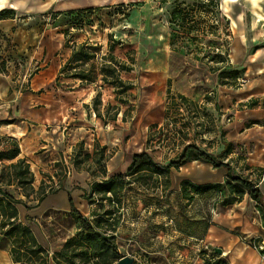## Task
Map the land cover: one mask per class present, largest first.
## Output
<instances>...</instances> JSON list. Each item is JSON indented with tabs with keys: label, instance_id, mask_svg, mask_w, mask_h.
<instances>
[{
	"label": "rangeland",
	"instance_id": "374dc122",
	"mask_svg": "<svg viewBox=\"0 0 264 264\" xmlns=\"http://www.w3.org/2000/svg\"><path fill=\"white\" fill-rule=\"evenodd\" d=\"M7 2L14 8H9L7 4L0 11L1 18H17L18 23L29 22V29H39L41 35L46 34L45 32L53 36L56 33L63 34L62 49L57 54H70L72 44L86 42L94 47L95 59L83 67L80 64H75V67L89 70L95 65L98 82L90 86L84 97L90 105L79 110L68 108L70 98L66 99L65 96L53 109L41 111L38 107L37 112L22 109L16 113L13 110L14 104L6 100L1 109L0 121L13 124L0 125V138L10 137L19 143V158L26 159L34 177L31 186L4 187L6 192L25 200L28 206H35L39 197L65 185L80 188L89 184V192L94 183L103 188L102 163L109 178L124 173L135 153L151 152L158 163L166 165L170 160L178 158L182 143L199 147L211 156H217L224 149L225 143L220 132L228 131L232 114L220 110L223 107L217 103V90L223 84H228L230 79L219 80L217 75L223 65L221 59L211 52V48L220 44L221 39L226 40L231 59V48L236 39V17L244 10L246 15L242 22L247 26L250 23V14L246 12L247 0H242L237 5L222 0ZM178 6H193L199 24L183 26L180 17L178 21L172 20L171 12ZM213 18L218 20V28L212 25ZM194 26L206 30V33H198L197 36V32L191 31ZM247 39L251 41L252 36ZM263 43L264 39L259 46H263ZM111 46L115 47L113 52L110 51ZM256 47L249 46L248 54ZM111 57L128 67L132 66L131 72L120 74V79L124 82L123 88L126 89L124 93H119L118 90L122 88L118 84L113 86L102 79V65L110 69L118 66ZM235 69L240 73V86L224 87L238 93L243 92L256 75L252 73V65L247 59ZM212 78L214 82L211 81ZM107 79L115 81L113 77ZM216 82L219 86H215ZM26 84L18 85L16 90L24 93ZM68 86L57 81L46 90L52 87L64 90ZM169 87L173 93L182 94L190 102L199 104L177 102L176 106L168 105L166 91ZM94 89H97V93ZM97 94L100 95L97 108L103 121L97 119L92 112ZM200 97L201 103L198 100ZM262 126L264 121L256 127L246 124L247 129H254L251 137L239 136L233 151L230 147V154L220 158L232 165L234 177L253 184L259 183L264 175V168L253 170L246 166V160L250 158L249 153L253 151L254 145L264 141V129H258ZM148 136H151L150 149L146 142ZM173 137L179 142L174 141ZM228 138L230 136L226 135L225 141ZM103 147L106 149L105 160L102 162L100 156ZM183 171L189 179L179 184L178 179L183 177ZM170 173L167 190L163 189L167 181L165 178L158 180L156 185V177L148 172L141 174L140 181L126 178L125 183L128 185L119 193L122 201L120 209L117 204L109 206L108 200H104V192H100L98 188L92 190L88 202L93 218L89 221L97 232L106 233L104 212L111 207L120 211L116 216L117 223L125 213L123 234H130L133 228L131 224H140L139 233L132 237L138 242L135 248H127V243L120 241L117 233L115 234L120 255L136 254L139 264H168L165 259L173 264L171 260L176 257L187 258L186 262L190 263L201 255L206 256V264H229L227 261L216 260L217 254L213 250V247L219 246L218 242L227 240V235L231 234L241 242L250 243L254 251V247L264 242V213L254 200L248 198V192L237 182L228 185L225 169L214 170L211 165L192 157L183 168L172 169ZM215 186H219V189L200 195H196L192 189ZM183 188L194 199L200 196L203 198L206 220L211 222L208 228H211L212 235L206 249L192 247L199 236L186 212L194 200L189 202L183 196ZM107 197L112 196L108 194ZM24 209L19 207L22 223L27 214ZM33 214L34 212L33 224L29 226L37 241L51 253L61 249L68 239L78 236L83 230L78 219L70 212L56 209L44 211L40 215ZM163 218L167 222L171 219L174 223L165 227ZM243 219L244 223L247 222L246 227L252 225V228L258 227V230L249 227L252 231L244 232L243 227L237 229L236 223L240 221L242 224ZM156 235H161V239H157ZM190 237L191 242L188 243ZM0 264H12L5 249H0Z\"/></svg>",
	"mask_w": 264,
	"mask_h": 264
},
{
	"label": "crops",
	"instance_id": "0c3cea01",
	"mask_svg": "<svg viewBox=\"0 0 264 264\" xmlns=\"http://www.w3.org/2000/svg\"><path fill=\"white\" fill-rule=\"evenodd\" d=\"M222 1H227L232 5H237L242 2V0ZM247 1L248 8L246 12L248 11L250 14V23L249 26H247L242 22L246 15L244 10L236 17V39L232 44L231 59H233L232 65L234 68L243 63L244 59H247L251 63L253 69L252 73L256 75V77L250 81L243 92L238 93L224 86L219 87L220 89L217 90V103L220 107H223V109L220 110H223L224 113L232 114V117L229 118L228 131H226V135L230 136L227 141L232 142V151L235 141L239 140V136L244 138L251 137L254 129H247L246 124H252V126L256 127L264 121V43L263 46H259L264 39V0ZM0 3L3 4V6L0 7V11L6 8L7 4L9 8H14L7 0H0ZM223 11L226 12L225 10ZM28 23L29 22L18 23L17 18H3L0 20V113L7 99L11 104H14L13 110L16 113L20 112L22 109H31L37 112L39 111L37 109L38 107H40L39 109L41 111L51 110L58 102L61 103L63 96H65L66 99L70 98V103L68 105L70 109L75 110L78 108L79 110L83 106L90 105L88 99H84V97L90 90V86L94 84L82 83L80 80L73 78L67 79L62 75L60 76L61 68L66 65L72 53L71 50L70 54L66 52L65 54H57L62 49L61 37L63 34L56 33L53 36L45 32L46 34L42 33L41 35L39 29H29ZM248 36H252L251 41L247 39ZM249 46L257 47L248 54ZM44 51L46 52L45 54ZM35 70L36 73H33ZM57 81L69 85L68 88L63 90L61 88L52 87L46 90L47 87L52 86L53 83ZM211 81L214 82V79L212 78ZM25 83H27V86L24 93L16 90L18 85ZM215 86H219L217 82ZM94 91L97 93V89H94ZM201 99L202 97L198 99L200 103L202 101ZM197 104L199 103L197 102L196 105ZM258 129L262 130L264 126ZM252 150L253 151L249 153L250 158L246 160V166L253 170L256 168L263 169L264 141L262 143L257 142V145H254ZM128 166L129 164L127 167ZM230 166L232 167V165ZM250 171L253 172L251 169ZM182 173L181 175L183 177L178 179L179 184L189 179L187 173L184 171ZM255 185L261 190L264 202V175L259 183ZM89 186L88 184L85 187L81 186L80 188H74L73 185L70 187L65 185L54 195H48L39 205L31 209L28 215L34 217L32 216V212H34L33 215H40V213L44 211L56 209L68 213L71 210L69 199L72 198L74 207L83 217L90 220L93 218L92 208L89 202L85 200V194L89 191ZM248 198L253 201L250 196H248ZM193 200L194 202L189 206V210L186 213L189 218H191L189 221H192V227L197 230L199 239L192 247H196L195 249L198 250L202 248L206 249L208 239L212 236L210 234L211 228H208V224H211V222L206 220V206L202 203V196L196 197ZM24 211L27 213L25 209ZM195 213L197 214L196 217L194 216ZM124 221L125 213L119 218L116 236H119L118 239L120 241L124 240L127 243V248H135L138 242L132 237L139 233L138 228L140 224L139 222L131 224L133 228L130 234L125 235L123 234V231H125ZM163 221L165 222V227L174 223L171 219L167 222L163 218ZM256 221L258 226H260L259 220L256 219ZM246 223L247 222L244 223V219L242 224L238 221L236 223V228L239 229L243 227L242 231L244 232L252 231V229L258 230V227L252 228V225L249 226L252 229H249V227L245 226ZM160 236L161 235H156V238L161 239ZM189 242H191V237L188 238V243ZM217 244L219 245L217 248L213 247L214 252L217 254L216 260L227 261L229 264H264V259H262V255L259 252L251 249L249 243L241 242L231 234L227 235L226 241L218 242ZM217 250H220L222 253L216 252ZM123 256L134 258V264H139L138 262H140L136 254L126 253ZM186 260L187 258L182 259L176 257L171 261L174 262L173 264H206V256L204 255L197 257L195 260H191L190 263H187ZM165 261L170 264V260L168 261L165 259Z\"/></svg>",
	"mask_w": 264,
	"mask_h": 264
},
{
	"label": "trees",
	"instance_id": "16d2710c",
	"mask_svg": "<svg viewBox=\"0 0 264 264\" xmlns=\"http://www.w3.org/2000/svg\"><path fill=\"white\" fill-rule=\"evenodd\" d=\"M193 10V6H186V8L178 6L171 12V19L178 21L177 19L180 17V22L183 23V26H191L196 23L198 25V18L196 17L195 10L194 12ZM1 16L2 14L0 12V20L3 19ZM191 31L197 32V36H199L198 33H206V30L202 28L199 29V27L197 28L195 26L191 28ZM70 47L72 48V53L67 60L66 65L61 68L60 76L62 75L67 79L73 78L80 80L82 83L96 84L98 80L96 78V69H94L95 65H92V68L89 70L75 67V64H80V66L83 67L87 62L95 59V48L91 47L86 42L80 45L72 44ZM114 50L115 47L111 46L110 51L113 52ZM214 56L221 59V63H224V67L219 70L217 75L219 80L223 81L224 79H230V82H228V84H223V86L237 87L238 80L240 79L239 71L231 66L225 67V59L221 58L219 55ZM111 60L118 66L114 67V69H110V67L102 65L100 69L102 79H104L105 83H109L113 86L118 84L119 87L122 88V90H118L120 91L119 93H124L126 89L123 88L124 82L120 79V74L123 72H131L132 66L128 67L125 64L118 62V60L113 57H111ZM131 62L133 64L132 59ZM109 77H113L115 81L110 82L107 79ZM166 93L168 105L172 104L176 106L177 102H183L185 104L191 103V105H195L184 95L173 93L170 87L167 89ZM99 97L100 95L97 94L94 99L92 112H94L97 119L102 120V115L97 108ZM109 107L110 105H108V108ZM118 113L119 112H117V114ZM115 120L116 119L114 118L113 121ZM5 124L10 125L13 124V122L0 121V125ZM226 133L225 130L220 132V136L225 144L224 149L217 156L208 155L201 148L192 144L182 143L178 158L170 160L166 165L158 163L155 158H153L151 152L144 151L141 153H135L131 157L132 161L124 173H119L118 175L109 178H107L106 167L102 163L103 188L97 183L92 184L91 191H88L85 194V200L88 202L93 193L92 190L98 188L100 192H104V200H108L109 206L117 204V207L120 209L122 201L119 197V193L128 185L125 183L126 178L130 177L131 179L140 181L142 180L141 174L148 172L156 177V185H158V180L165 178L167 181L165 182L163 189L167 190L169 186V176L171 174L170 171L172 169L179 170L183 168L188 160L193 157L198 161L201 160L204 163L211 165L213 169H225L227 171L226 177L229 183L228 185H230L231 182H237L240 187L248 192L252 200L257 203L260 211L264 213L263 196L259 187L248 180L246 181L240 177H234L232 167L228 163L220 160L221 157L228 156L232 148V142H227L224 139ZM173 140L178 141L175 140L174 137ZM146 142L147 148L150 147L151 136H148ZM105 149L106 147L102 148L100 156L102 162L105 160ZM20 154V146L16 140L10 137L0 138V169L2 171H0V249L7 250L8 257L11 259L12 264H116L121 260L123 255L119 254L115 242V234L118 225L116 216L120 211L115 210L114 207L105 210L106 233H100L97 232L90 224V221L83 217L74 207L73 200L70 198V213L71 215H74L82 225L83 230L81 233L78 236L68 239L61 249L52 253L37 241L31 226H29L33 224V220L32 217L28 215V212L36 207V205H39V203L48 195H54L61 190L62 187L55 189V191H51L48 195L44 194L39 197L35 206H28L25 200L18 199L8 191L6 192L3 189L4 187H27L31 186L34 182L33 174L30 171V165L25 158H19ZM6 162H9V164H6ZM192 189L196 195H200L204 192L219 189V186L212 188L193 187ZM22 194L28 197V194L25 192ZM108 194L112 197H107ZM182 194L189 202L193 201L194 196L190 194L187 189L183 188ZM20 206L27 211L24 223H22L19 218L20 210H18V208ZM262 256L264 257L263 254Z\"/></svg>",
	"mask_w": 264,
	"mask_h": 264
},
{
	"label": "built area",
	"instance_id": "2783aa9c",
	"mask_svg": "<svg viewBox=\"0 0 264 264\" xmlns=\"http://www.w3.org/2000/svg\"><path fill=\"white\" fill-rule=\"evenodd\" d=\"M212 22V25L215 27L218 28V20H216L215 18H213L211 20ZM219 30V29H218ZM226 40L224 39H221L220 40V44L216 45L215 47H212L211 48V52L214 54V55H219L221 58L225 59V67H228V66H231L232 65V59H230V55H229V52H228V45L227 43L225 42ZM224 63H222L223 65ZM238 81H242V80H238ZM240 86V82H238V86ZM249 245H251L249 243ZM254 249L256 251H258L261 255L263 254L264 255V243H261L260 245L254 247ZM262 259H264V257L262 256Z\"/></svg>",
	"mask_w": 264,
	"mask_h": 264
},
{
	"label": "water",
	"instance_id": "95a60500",
	"mask_svg": "<svg viewBox=\"0 0 264 264\" xmlns=\"http://www.w3.org/2000/svg\"><path fill=\"white\" fill-rule=\"evenodd\" d=\"M216 252L222 253L220 250H217ZM135 260L134 258L130 256H123L121 260H119L116 264H134Z\"/></svg>",
	"mask_w": 264,
	"mask_h": 264
},
{
	"label": "clouds",
	"instance_id": "9594fccd",
	"mask_svg": "<svg viewBox=\"0 0 264 264\" xmlns=\"http://www.w3.org/2000/svg\"><path fill=\"white\" fill-rule=\"evenodd\" d=\"M3 6V4L2 3H0V7H2Z\"/></svg>",
	"mask_w": 264,
	"mask_h": 264
},
{
	"label": "bare ground",
	"instance_id": "6f19581e",
	"mask_svg": "<svg viewBox=\"0 0 264 264\" xmlns=\"http://www.w3.org/2000/svg\"><path fill=\"white\" fill-rule=\"evenodd\" d=\"M223 11V10H222ZM233 60V59H232Z\"/></svg>",
	"mask_w": 264,
	"mask_h": 264
}]
</instances>
